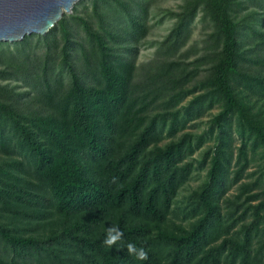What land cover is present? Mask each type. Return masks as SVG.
Wrapping results in <instances>:
<instances>
[{
    "label": "trees",
    "instance_id": "16d2710c",
    "mask_svg": "<svg viewBox=\"0 0 264 264\" xmlns=\"http://www.w3.org/2000/svg\"><path fill=\"white\" fill-rule=\"evenodd\" d=\"M88 1L0 42V264H264V0Z\"/></svg>",
    "mask_w": 264,
    "mask_h": 264
},
{
    "label": "water",
    "instance_id": "95a60500",
    "mask_svg": "<svg viewBox=\"0 0 264 264\" xmlns=\"http://www.w3.org/2000/svg\"><path fill=\"white\" fill-rule=\"evenodd\" d=\"M82 0H0V42L45 35Z\"/></svg>",
    "mask_w": 264,
    "mask_h": 264
},
{
    "label": "rangeland",
    "instance_id": "374dc122",
    "mask_svg": "<svg viewBox=\"0 0 264 264\" xmlns=\"http://www.w3.org/2000/svg\"><path fill=\"white\" fill-rule=\"evenodd\" d=\"M82 1H79L75 4L71 13H73L76 9L83 10L86 5L91 6L90 1L85 0L83 3H81ZM180 3H181V0H155L154 8L156 10L154 12H156L155 13L156 17H153L152 19V23H151L152 29L148 37L146 38V44L142 45L140 48V55H139V60H138L139 63L148 62L149 60L153 58L154 52L156 50V46L153 44H147V43H154L158 40H162L164 36L168 34L174 21L167 14H165V12L167 10L177 8V6ZM71 13H66V14H71ZM206 34H207V29L205 28V25L202 22L198 21L194 27L193 37L191 39V42L189 43V46L193 45L194 42H201ZM33 42H36V41L33 40ZM198 48H199V53L204 52V50H202L203 49L202 44H200ZM194 57H196V55H192L191 58H194ZM217 113H218L217 109L210 111V113H208L207 116L203 118L201 127L192 128V129L197 130L198 132H203V130L207 128L209 124L207 122ZM210 142L212 143V141H209L207 144H210ZM200 154H201V150L198 151L197 157H200ZM252 168L254 170V167ZM206 172H207L206 170H202L201 172L198 173L200 175H196V177L189 184L184 186L179 196V199H183L184 196H187L191 190L199 186V184L205 178Z\"/></svg>",
    "mask_w": 264,
    "mask_h": 264
},
{
    "label": "clouds",
    "instance_id": "9594fccd",
    "mask_svg": "<svg viewBox=\"0 0 264 264\" xmlns=\"http://www.w3.org/2000/svg\"><path fill=\"white\" fill-rule=\"evenodd\" d=\"M123 236L122 231H118L117 227H110L107 233V236L104 240V243L111 247L114 245L121 237ZM129 252L133 253L136 255L137 259L145 260L147 259V253L143 250H137L135 246L129 245L128 246Z\"/></svg>",
    "mask_w": 264,
    "mask_h": 264
}]
</instances>
